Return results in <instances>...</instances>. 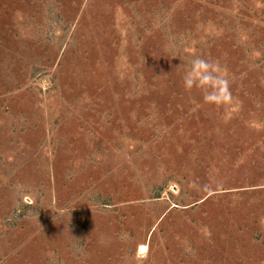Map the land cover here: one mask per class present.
<instances>
[{
  "label": "rangeland",
  "instance_id": "374dc122",
  "mask_svg": "<svg viewBox=\"0 0 264 264\" xmlns=\"http://www.w3.org/2000/svg\"><path fill=\"white\" fill-rule=\"evenodd\" d=\"M0 264H264V0H0Z\"/></svg>",
  "mask_w": 264,
  "mask_h": 264
},
{
  "label": "clouds",
  "instance_id": "9594fccd",
  "mask_svg": "<svg viewBox=\"0 0 264 264\" xmlns=\"http://www.w3.org/2000/svg\"><path fill=\"white\" fill-rule=\"evenodd\" d=\"M183 87L186 91L196 89L202 93L204 103L212 106H229L234 102L226 69L219 61L195 56L185 62ZM141 260L146 259L140 257Z\"/></svg>",
  "mask_w": 264,
  "mask_h": 264
},
{
  "label": "snow or ice",
  "instance_id": "6c2138e0",
  "mask_svg": "<svg viewBox=\"0 0 264 264\" xmlns=\"http://www.w3.org/2000/svg\"><path fill=\"white\" fill-rule=\"evenodd\" d=\"M144 251H145V249L142 248V249H141V252H144Z\"/></svg>",
  "mask_w": 264,
  "mask_h": 264
}]
</instances>
